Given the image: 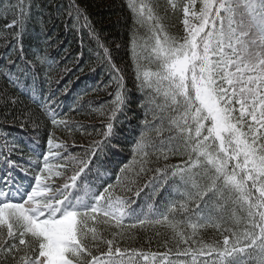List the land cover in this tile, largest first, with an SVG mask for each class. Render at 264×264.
I'll use <instances>...</instances> for the list:
<instances>
[{
	"label": "snow or ice",
	"instance_id": "1",
	"mask_svg": "<svg viewBox=\"0 0 264 264\" xmlns=\"http://www.w3.org/2000/svg\"><path fill=\"white\" fill-rule=\"evenodd\" d=\"M33 7L32 0H0L10 30L0 77L39 103L52 128L40 137L30 115L16 117L19 137L6 132L0 143V264H264V0H127L133 27L127 45L112 41L114 49L80 0L55 5L47 20L41 12L40 31L30 34ZM57 20L82 47L74 67L54 79L48 31ZM122 48L130 61L123 65ZM85 67L103 76L91 91L108 97L93 131L57 112L64 74ZM63 91L67 97V84ZM133 106L143 117L129 134L119 126ZM30 123L34 139H25ZM18 149L27 165L12 158ZM133 184L136 196L148 189L167 198L163 209L130 207L135 201L116 189L131 192ZM214 206H232L233 223L218 224ZM237 208L245 215L236 216ZM157 225L173 234L165 251L122 246L132 229ZM210 227L218 238H197Z\"/></svg>",
	"mask_w": 264,
	"mask_h": 264
},
{
	"label": "trees",
	"instance_id": "2",
	"mask_svg": "<svg viewBox=\"0 0 264 264\" xmlns=\"http://www.w3.org/2000/svg\"><path fill=\"white\" fill-rule=\"evenodd\" d=\"M15 2V0H13ZM66 0H32L34 7L32 8V13L34 19L28 25V30L30 34H35L40 31V25L35 23V19L43 12V18L48 19V14L52 13L55 16V5L60 3H65ZM159 3L164 4L166 0H159ZM81 6L87 10L88 15L94 22L95 27L98 30H103L102 34L109 41V46L115 48V44L111 43L115 41L122 45H127L130 35V30L133 27V20L131 12L127 7V0H80ZM161 15L163 13L161 12ZM7 20H11V13L7 15ZM6 21L4 19L3 13L0 12V54H3L7 49L5 48V39L3 35L9 32V29L4 27ZM168 26L169 32L176 34L175 22L169 18L165 21ZM182 27V26H181ZM33 29L35 32H33ZM137 31L143 34L144 29H140L137 26ZM48 35L52 36L51 47L48 49L50 56L56 60V64L53 65L52 77L54 79H59V74L62 72L65 65L68 68L74 67V60L76 54L81 51V44L79 42V37L69 32L65 27L60 24L57 20L55 26L50 25ZM65 49L67 51H65ZM85 53L84 59L87 63L88 61V49L83 48ZM126 49L122 48L119 50L117 55V62L120 64L130 63L129 57L125 54ZM145 70H151L147 64L145 65ZM128 86L132 88V70L131 67L128 69ZM65 79L59 85L62 89L56 93V101L60 104L57 112L63 111L67 113V118H69L74 125H83L88 131H93L95 128H100L101 117L99 115L100 110H102V105L108 99L107 95L102 91L97 93L91 91V89L96 88L98 84L103 80L101 72H89L87 67H85L84 72L74 71L73 73H65ZM79 77V79H77ZM41 79L43 77L41 76ZM67 84L69 94L67 97L64 95V85ZM52 88L56 89L57 84L53 83ZM89 89L87 95H83L78 102L76 100L77 93L83 92L84 89ZM47 85H45V90ZM45 95L47 92L45 91ZM134 95L139 96V93H134ZM15 97L16 102L12 103L11 98ZM62 102V103H61ZM73 109L69 111V109ZM31 116L33 121L39 124V136L46 137L47 132L52 128V124L49 119L48 113H46L40 106L39 103H34L31 97H26L21 95L20 92L13 88L11 85H6L5 80L0 77V143L3 141V137L6 132H10L12 136L19 137L21 129L19 127L20 120L16 117L23 116L27 119ZM137 116L143 117V112L140 109L133 106V110L129 112L128 118L124 120L123 127L125 133L131 132V128L139 123ZM7 117V118H6ZM60 129L63 125L59 126ZM34 131L33 125L30 123L27 134L24 138H33L28 134ZM57 135H61L58 131ZM67 135V134H64ZM82 133H78L76 138L78 141L86 142V140H81ZM63 138V137H62ZM131 139V135H129ZM71 141L69 140V143ZM11 147V145H9ZM130 149L125 150L123 155H127ZM12 158L18 161H22L25 165L29 163V157L27 152L23 156L19 154V149L12 153ZM171 162L173 164L180 163L179 157H171ZM143 175L137 178V182L141 185L146 183L143 180ZM114 179V178H113ZM133 191L131 192H121L116 189L117 195H120L124 199H131L135 201L130 207L136 208L137 212L140 213L141 210L143 214H150L153 209H163L165 200H161L159 194L151 195L148 189L140 192L139 196L135 194V184L132 185ZM174 196L175 193H172ZM152 206L151 208L149 206ZM193 208L195 206H192ZM232 206H224V209L219 207L212 208V214L217 218V223L221 225L233 223L232 221ZM207 213V210H205ZM236 216L245 215V213L240 209H235ZM185 213H178L177 219L184 218ZM195 219V217H193ZM106 235H110L107 234ZM172 231L167 226L157 225L155 227L145 226L143 228L137 227L132 229L129 235H126L123 240H121L122 246L143 249L145 251L163 252L165 251L164 242L167 240L169 245H174L172 240ZM219 237V233L215 228L201 229L198 234V239L204 241H211ZM143 264V261H141Z\"/></svg>",
	"mask_w": 264,
	"mask_h": 264
}]
</instances>
